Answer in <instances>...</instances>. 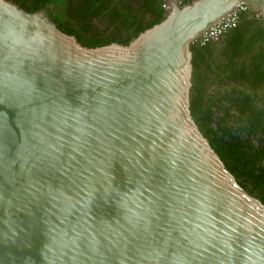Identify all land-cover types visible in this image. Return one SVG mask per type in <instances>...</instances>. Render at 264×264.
Segmentation results:
<instances>
[{"label":"water","instance_id":"1","mask_svg":"<svg viewBox=\"0 0 264 264\" xmlns=\"http://www.w3.org/2000/svg\"><path fill=\"white\" fill-rule=\"evenodd\" d=\"M240 1L88 46L0 0V264H264V201L190 108L191 42Z\"/></svg>","mask_w":264,"mask_h":264},{"label":"trees","instance_id":"2","mask_svg":"<svg viewBox=\"0 0 264 264\" xmlns=\"http://www.w3.org/2000/svg\"><path fill=\"white\" fill-rule=\"evenodd\" d=\"M14 1L44 9L88 46L125 43L166 15L163 0ZM248 9L239 10L235 23L216 38L191 42L190 108L226 166L264 201V20Z\"/></svg>","mask_w":264,"mask_h":264},{"label":"built area","instance_id":"3","mask_svg":"<svg viewBox=\"0 0 264 264\" xmlns=\"http://www.w3.org/2000/svg\"><path fill=\"white\" fill-rule=\"evenodd\" d=\"M162 5L165 8L169 7L167 0H164ZM248 8L249 6L245 2H242V1L239 2L238 5L234 9L230 10L229 12L221 16L219 19H217L213 23L209 24L201 32L198 38L201 40V42H204L205 40L209 38H216L220 33H222L224 30H226L227 28H229L235 23L236 13L239 10L248 9ZM255 15L259 16L262 20H264L263 12L255 11Z\"/></svg>","mask_w":264,"mask_h":264},{"label":"flooded vegetation","instance_id":"4","mask_svg":"<svg viewBox=\"0 0 264 264\" xmlns=\"http://www.w3.org/2000/svg\"><path fill=\"white\" fill-rule=\"evenodd\" d=\"M164 1V0H163ZM168 4H169V0H167ZM177 2L180 4H182L181 0H177ZM163 6V5H162ZM164 7V6H163ZM165 8V7H164Z\"/></svg>","mask_w":264,"mask_h":264},{"label":"clouds","instance_id":"5","mask_svg":"<svg viewBox=\"0 0 264 264\" xmlns=\"http://www.w3.org/2000/svg\"><path fill=\"white\" fill-rule=\"evenodd\" d=\"M181 4V3H180ZM169 7L168 8H165L166 12L168 11ZM257 11V10H254V12Z\"/></svg>","mask_w":264,"mask_h":264},{"label":"crops","instance_id":"6","mask_svg":"<svg viewBox=\"0 0 264 264\" xmlns=\"http://www.w3.org/2000/svg\"><path fill=\"white\" fill-rule=\"evenodd\" d=\"M240 2H241V1H240ZM248 10H253V9L249 8Z\"/></svg>","mask_w":264,"mask_h":264},{"label":"rangeland","instance_id":"7","mask_svg":"<svg viewBox=\"0 0 264 264\" xmlns=\"http://www.w3.org/2000/svg\"><path fill=\"white\" fill-rule=\"evenodd\" d=\"M238 5V4H237ZM229 12V11H228Z\"/></svg>","mask_w":264,"mask_h":264}]
</instances>
